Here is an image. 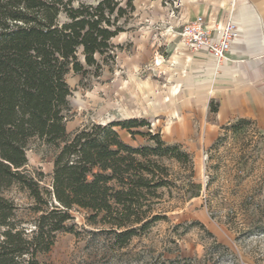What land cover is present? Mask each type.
Returning a JSON list of instances; mask_svg holds the SVG:
<instances>
[{
    "label": "trees",
    "instance_id": "1",
    "mask_svg": "<svg viewBox=\"0 0 264 264\" xmlns=\"http://www.w3.org/2000/svg\"><path fill=\"white\" fill-rule=\"evenodd\" d=\"M133 2L0 0V264H41L59 234H75L74 211L84 212L91 233L125 247L165 219L157 212L165 190H181L189 200L201 196L191 155L164 142L147 120L67 132L68 75L99 78L115 62L112 41L126 31ZM123 131L149 144L133 147ZM34 144L51 154L48 176L29 170ZM165 161L188 172L180 187ZM14 187L32 201L29 207L8 197Z\"/></svg>",
    "mask_w": 264,
    "mask_h": 264
},
{
    "label": "rangeland",
    "instance_id": "2",
    "mask_svg": "<svg viewBox=\"0 0 264 264\" xmlns=\"http://www.w3.org/2000/svg\"><path fill=\"white\" fill-rule=\"evenodd\" d=\"M194 1L134 0L126 31L112 41L115 62L99 78L68 75L72 95L67 132L72 135L93 123L147 120L164 142L181 145L191 155L201 196L189 200L181 190L171 195L165 190L157 208L165 219L125 247L113 236L91 233L84 212L74 211L75 234H59L50 252L39 256L41 264H264V130L237 121L211 138L199 117L189 115L193 109L179 110L177 100L165 93V65L179 43L171 34L184 24L187 4ZM226 1L232 8L239 1L264 4ZM186 118L190 124L179 127ZM121 134L133 147L149 144L143 136ZM27 156L30 171L52 173L46 146L34 144ZM165 164L180 187L188 172L175 162ZM7 195L22 208L32 204L17 187Z\"/></svg>",
    "mask_w": 264,
    "mask_h": 264
},
{
    "label": "crops",
    "instance_id": "3",
    "mask_svg": "<svg viewBox=\"0 0 264 264\" xmlns=\"http://www.w3.org/2000/svg\"><path fill=\"white\" fill-rule=\"evenodd\" d=\"M186 11L184 24L203 16L209 25H224L233 17L241 36L228 60L217 67L208 54L185 49L179 30L173 31L179 43L165 65L167 98L177 100L179 110L193 109L189 115L199 117L200 127L211 138L241 120L264 130V4L239 1L232 8L226 0H197L188 2ZM188 120L179 127L190 124Z\"/></svg>",
    "mask_w": 264,
    "mask_h": 264
},
{
    "label": "built area",
    "instance_id": "4",
    "mask_svg": "<svg viewBox=\"0 0 264 264\" xmlns=\"http://www.w3.org/2000/svg\"><path fill=\"white\" fill-rule=\"evenodd\" d=\"M177 35L185 49L208 54L216 66L220 67L228 60V54L241 33L233 17L224 25H209L203 16H197L183 24Z\"/></svg>",
    "mask_w": 264,
    "mask_h": 264
}]
</instances>
